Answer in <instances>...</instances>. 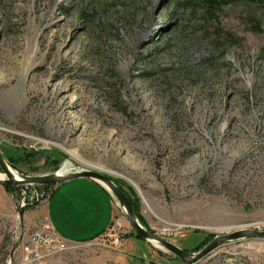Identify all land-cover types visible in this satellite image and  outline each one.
Here are the masks:
<instances>
[{
	"label": "rangeland",
	"instance_id": "374dc122",
	"mask_svg": "<svg viewBox=\"0 0 264 264\" xmlns=\"http://www.w3.org/2000/svg\"><path fill=\"white\" fill-rule=\"evenodd\" d=\"M30 151L14 170L69 159V172L107 174L143 227L187 252L264 230V0L212 19L184 0H0V154ZM31 188L0 185V264H264L250 237L183 262L112 196L106 233L67 242Z\"/></svg>",
	"mask_w": 264,
	"mask_h": 264
},
{
	"label": "crops",
	"instance_id": "0c3cea01",
	"mask_svg": "<svg viewBox=\"0 0 264 264\" xmlns=\"http://www.w3.org/2000/svg\"><path fill=\"white\" fill-rule=\"evenodd\" d=\"M113 215L110 193L85 177L62 181L45 201V217L57 236L67 242H84L105 234Z\"/></svg>",
	"mask_w": 264,
	"mask_h": 264
},
{
	"label": "water",
	"instance_id": "95a60500",
	"mask_svg": "<svg viewBox=\"0 0 264 264\" xmlns=\"http://www.w3.org/2000/svg\"><path fill=\"white\" fill-rule=\"evenodd\" d=\"M7 160L0 154V170L4 171L6 174V181L12 182L17 185L26 186L33 184L36 186L45 185V184H58L62 181L75 179L80 177H85L93 179L100 183L108 192H110L112 197H115L123 208L127 219L130 224L134 227V230L142 235L146 240L157 242L165 247L168 251L178 256L183 262L191 263L195 262L198 259L204 257L210 253L213 249H216L218 246L227 243L228 241L237 240L241 238H264V230L243 228L235 230L225 234H219L214 236V238L208 242L202 249L197 252H187L180 247L174 245L173 243L163 239L160 236L155 235L151 231L143 227L136 218L134 210L127 199L126 195L119 189V187L109 178L107 174L101 172L90 170V169H81L75 172H69L65 175L58 174V170L55 173L44 174V175H24L19 173L15 178L13 173L8 170ZM10 166V165H9ZM14 169V168H13ZM22 213L20 211V217Z\"/></svg>",
	"mask_w": 264,
	"mask_h": 264
},
{
	"label": "trees",
	"instance_id": "16d2710c",
	"mask_svg": "<svg viewBox=\"0 0 264 264\" xmlns=\"http://www.w3.org/2000/svg\"><path fill=\"white\" fill-rule=\"evenodd\" d=\"M188 5L189 7H193V8H200L201 10H203V14L205 16V18H208V19H212L215 14L219 11V9H221L222 6H225L227 4H230V3H233V2H237V1H242V2H246V3H260L262 2V0H184ZM94 13L91 11V12H88V13H85V12H82V17L85 18L86 20L92 22L95 17L93 15ZM34 155V152H26L24 153L22 156H8V157H4L5 160H7V163L14 169L18 170L16 168V163L18 162V160H25V159H30L31 156ZM49 159V158H48ZM51 160V159H49ZM1 169V168H0ZM114 181V179H111ZM0 185L3 186V188L7 191V193H10L12 195L15 194V188H22L20 190V192L24 191L25 195H26V198L27 199V194H29L30 190L29 188L31 187H28L26 186L25 188L24 187H21L17 184H14L12 182H8V181H5V182H2L0 181ZM55 185L54 184H45V185H39V186H35L33 188H31V191H37V192H45V194H50V192L52 191L53 187ZM124 194L126 195L127 199L129 200L133 210H134V213H137L136 215H138V211H137V207H136V203L133 201V199L130 197V195L127 193V192H124ZM30 201H27L26 205H29ZM19 211H21V213L24 212V208H21ZM138 217H141L140 215H138ZM139 220L141 222H143V219L142 218H139ZM98 236V234L96 235V237ZM208 240L209 239H202L200 241L199 244H197L193 249L190 250V252H195V251H198L200 249H202L207 243H208ZM189 251V250H188ZM153 264H158V263H153Z\"/></svg>",
	"mask_w": 264,
	"mask_h": 264
},
{
	"label": "bare ground",
	"instance_id": "6f19581e",
	"mask_svg": "<svg viewBox=\"0 0 264 264\" xmlns=\"http://www.w3.org/2000/svg\"><path fill=\"white\" fill-rule=\"evenodd\" d=\"M70 166V162L69 159L67 161H65L61 167V169L58 171V174H62L65 175L67 173H69L68 171V167ZM7 168L9 171H11V173H13V175L15 176V178H18V172L16 170H14L11 166L7 165ZM68 171V172H67ZM4 172V171H3ZM5 173V172H4ZM6 176V174H5ZM6 178V177H5ZM4 175L0 173V180H5Z\"/></svg>",
	"mask_w": 264,
	"mask_h": 264
},
{
	"label": "built area",
	"instance_id": "2783aa9c",
	"mask_svg": "<svg viewBox=\"0 0 264 264\" xmlns=\"http://www.w3.org/2000/svg\"><path fill=\"white\" fill-rule=\"evenodd\" d=\"M24 192V191H23ZM34 193H33V195H35L36 196V200H39V199H43L44 197H46L47 196V194H45V192H37V191H33ZM25 193V192H24ZM23 193V194H24ZM25 195V194H24ZM22 203H23V205H25V202H24V196L22 197ZM118 238L115 236V237H113L112 238V241L114 242L115 241V243H117L118 241Z\"/></svg>",
	"mask_w": 264,
	"mask_h": 264
}]
</instances>
